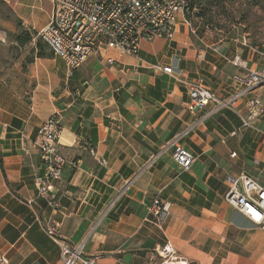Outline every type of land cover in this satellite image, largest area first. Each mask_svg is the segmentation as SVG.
<instances>
[{
  "label": "crops",
  "instance_id": "1",
  "mask_svg": "<svg viewBox=\"0 0 264 264\" xmlns=\"http://www.w3.org/2000/svg\"><path fill=\"white\" fill-rule=\"evenodd\" d=\"M54 10L51 0H0V264H64L54 224L97 264H161L167 243L182 264H264L263 229L225 198L230 173L264 185V115L243 126L249 96L187 108L189 80L203 76L226 98L233 75L264 69V33H192L180 16L173 40L144 43L137 58L110 49L114 63L93 55L71 71L38 35ZM53 113L67 162L53 193L40 195L34 141ZM176 145L196 155L190 170L177 167ZM156 197L172 202L162 225L151 222Z\"/></svg>",
  "mask_w": 264,
  "mask_h": 264
},
{
  "label": "built area",
  "instance_id": "2",
  "mask_svg": "<svg viewBox=\"0 0 264 264\" xmlns=\"http://www.w3.org/2000/svg\"><path fill=\"white\" fill-rule=\"evenodd\" d=\"M55 10L51 21L38 32L55 55L65 62L71 71H76L93 55L105 57L106 62L114 63L107 50L113 49L127 53L133 57L140 56L141 46L157 39L173 40L180 15L191 7L192 0H51ZM208 27V26H207ZM239 64L238 60H235ZM242 64V63H240ZM155 69L172 74V66L154 64ZM235 88L226 98L220 97L210 90L203 76H197L187 82L190 101L187 108L191 111L205 108L212 104L214 110L234 106L245 96L248 112L242 117L243 126H251L264 115V96L256 93L264 92V69L249 70L247 73L232 76ZM61 116L53 113L38 130L34 143L41 159V170L35 175V185L40 195H51L56 183L62 178V171L67 157L60 149L62 136ZM232 132L231 134H235ZM90 154H96L90 148ZM177 167L185 172L196 160V155L182 145H176L172 153ZM235 155V153L233 154ZM99 161L104 164L103 158ZM228 191L225 195L229 205L241 212L254 225L264 231V185L247 172L226 176ZM128 184V183H127ZM123 189V192L125 191ZM171 201L159 197L154 199L150 207L153 224L162 225L171 215ZM57 224L47 228V232L61 247L64 264H97V257L84 254L83 247L72 246L66 242L57 230ZM161 264L178 263V256L173 245L167 243L159 250ZM0 262H5L0 258Z\"/></svg>",
  "mask_w": 264,
  "mask_h": 264
},
{
  "label": "rangeland",
  "instance_id": "3",
  "mask_svg": "<svg viewBox=\"0 0 264 264\" xmlns=\"http://www.w3.org/2000/svg\"><path fill=\"white\" fill-rule=\"evenodd\" d=\"M258 1L262 2V6L257 8L250 5L254 0H193L192 6L185 13V19L190 21L192 27L198 29L201 26L210 29L221 25L224 31L232 36H238L243 29L248 28L263 34L264 0ZM196 12L202 14L200 18L203 21L199 20ZM205 20L209 21V24H205Z\"/></svg>",
  "mask_w": 264,
  "mask_h": 264
},
{
  "label": "trees",
  "instance_id": "4",
  "mask_svg": "<svg viewBox=\"0 0 264 264\" xmlns=\"http://www.w3.org/2000/svg\"><path fill=\"white\" fill-rule=\"evenodd\" d=\"M193 1V0H192ZM192 3V2H191ZM191 6H192V4H191ZM199 15H201L202 16V14H200V12H199Z\"/></svg>",
  "mask_w": 264,
  "mask_h": 264
},
{
  "label": "bare ground",
  "instance_id": "5",
  "mask_svg": "<svg viewBox=\"0 0 264 264\" xmlns=\"http://www.w3.org/2000/svg\"><path fill=\"white\" fill-rule=\"evenodd\" d=\"M173 264V263H172Z\"/></svg>",
  "mask_w": 264,
  "mask_h": 264
}]
</instances>
